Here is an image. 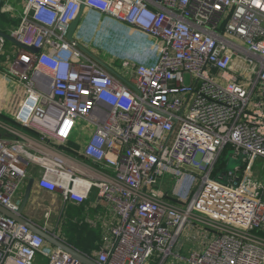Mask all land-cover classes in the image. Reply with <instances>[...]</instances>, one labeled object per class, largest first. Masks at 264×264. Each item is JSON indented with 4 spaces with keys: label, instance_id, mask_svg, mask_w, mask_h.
Here are the masks:
<instances>
[{
    "label": "built area",
    "instance_id": "1",
    "mask_svg": "<svg viewBox=\"0 0 264 264\" xmlns=\"http://www.w3.org/2000/svg\"><path fill=\"white\" fill-rule=\"evenodd\" d=\"M82 6L81 21L99 13L150 36L156 58L115 68L80 25L69 39ZM1 11L15 14L7 0ZM18 16L2 31L38 53L9 55L0 36V86L20 96L18 126L0 121V205L17 214L36 169L64 203L96 190L107 206L99 264H164L187 244L189 264H264V0H25ZM173 176L171 198L160 186ZM38 258L80 264L0 213V264Z\"/></svg>",
    "mask_w": 264,
    "mask_h": 264
},
{
    "label": "crops",
    "instance_id": "2",
    "mask_svg": "<svg viewBox=\"0 0 264 264\" xmlns=\"http://www.w3.org/2000/svg\"><path fill=\"white\" fill-rule=\"evenodd\" d=\"M7 1L10 3L11 7L13 6L16 9L15 14H13L14 23L12 24L10 22L11 24L9 23V25L7 26L9 28L4 27L3 30L9 32L13 29V27L18 25V15L23 8L25 0ZM86 22L82 24V26H80L78 35L81 36L83 40H85V37H87V33H85L84 28L87 26L89 32L92 34L91 38L98 39L95 29L98 27L99 30L101 27H92L91 23L88 24ZM110 26L115 27L114 23ZM103 29L104 30L102 36L110 34L108 32V29ZM115 32L119 36V39L117 40L116 36H114V34L112 33V44L118 45V43L121 44L123 41L121 61L124 62V60L128 59V57L132 60L134 59V56H137V58H142L145 56V53H143L145 49L143 47V44H141V42L143 41L140 40L141 35L139 36L135 31H131L130 29L125 30L127 34L122 32L121 30H116ZM83 40L82 43L84 42ZM92 44L94 43L92 42ZM97 44L102 43L98 42ZM134 47L136 50L133 49ZM140 48L143 49V51H139ZM33 171L34 174H36L33 177L34 179H36V182L30 196V201L24 209L23 215H25V217L34 224H38L46 228L50 233H55L58 236H60L59 230L57 229V227H53L52 225L55 220L61 218L63 221H65V223H68L67 225L69 226L75 225L77 224V222H79V225L81 226V228H79L84 232L81 238L88 241H83L80 236H78L75 237V241H72V243L69 244L73 245L75 248L81 250L87 255H91L92 253L100 250L104 236L107 233L103 228V219L108 218L110 213L107 206L98 197L97 191L94 190L89 200H87L83 204H66L64 203L62 196L54 192L51 193L49 190L44 189L42 188V186L38 185L40 174L36 172V169H34ZM24 190L20 194L21 198H23L22 196L24 194ZM43 262L44 261L41 258L37 259V264H43Z\"/></svg>",
    "mask_w": 264,
    "mask_h": 264
},
{
    "label": "rangeland",
    "instance_id": "3",
    "mask_svg": "<svg viewBox=\"0 0 264 264\" xmlns=\"http://www.w3.org/2000/svg\"><path fill=\"white\" fill-rule=\"evenodd\" d=\"M20 1H22V0H20ZM15 11H16V9H15ZM0 12H2L1 9H0ZM2 13L0 14V17L1 18L3 17L0 21V29L4 30V27H7L10 22L12 24L14 22H13V16H11L12 15L11 13L6 14V15L2 14ZM82 22H81L80 26H82V24H84L86 22L88 24L91 23L92 27L99 26L102 29L103 28L108 29V32L110 33L109 35H111L113 33L114 36H116L117 40L119 39V36L116 34L115 31L121 30L122 26L121 27L117 26V25H114L115 27L110 26L114 22L110 18H108L107 16H104V15L99 14V13H92L90 21L88 19L87 20L85 19ZM93 22H94V24H93ZM7 28H9V27H7ZM84 31H85V33H87V37H85V40H83L84 41L83 44H85V46H88V47L92 46L94 48H98L97 50L96 49H92V50L90 49V50L92 52H94V54L96 56H100V54H101L100 59L103 62H107L108 64H110L111 66H113L115 68H119V66H121V64H122L121 57H122V51H123L122 50L123 41L121 44L118 43V45H113L112 44V36H109L110 38L109 39L107 38L106 40H104V38L99 40L100 38L99 39L91 38L92 34L89 32L87 26L84 28ZM140 40L143 41V42H141V44H143V47L145 49L143 53H145L147 56L149 54L151 56V58H156V54H154V53H156V51L158 52V50L155 48V45L158 47L157 42L154 41L150 36H148L146 34H142V33H141ZM140 40H139V42H140ZM92 42L94 44H91ZM98 42L102 43V44H97ZM141 44H140V47H141ZM11 46H13V44L9 43L8 44V51H7V53L9 55H10V53H13ZM133 49L136 50L135 47ZM141 50L143 51V49L140 48L139 51H141ZM110 62H112V63H110ZM3 63H5V64L11 63V58L6 57L5 59H3ZM14 87H16V84L11 85L9 83L5 84V86L4 85L0 86V116L5 117L6 119H8L10 121H11V113L14 111L13 106L16 104L18 99H20L19 94L13 91ZM0 131H2V130L0 129ZM79 134H80L79 132H76L73 138L75 139L76 136ZM230 155H232L231 150H227L224 153V156L226 158H230L231 157ZM240 165H241V161L230 159V164L228 165V170L232 171L236 166H240ZM186 170L191 172V170L189 168H186ZM255 170L260 171L262 173L261 174V181L264 182V161L258 160L256 162ZM34 175H36V174H34ZM29 178H31V177H29ZM178 179L179 178H176V176H173L171 178L167 177V179H165L164 181H166V180H168V181L162 182V184L160 186V192L167 194L168 197L174 198L173 192L175 190V185H176ZM67 224L68 223H65V221H63L61 218L55 220L54 223H52L53 227H57V229L60 232L61 238H63L66 242L72 243V241L76 240L75 237H78V236H80V238H81V236L84 234V232L80 229L81 226L79 225V222H77V224L72 225V226H69ZM83 241H88V240H83ZM191 243H197V241H195V239H193ZM193 246H195V245H192V244L185 245L184 246L185 248L181 251V256H180L181 259L175 258L174 256H172L164 264H189L186 260H182V257H187L190 250L192 248H194ZM148 264H153V263L149 262Z\"/></svg>",
    "mask_w": 264,
    "mask_h": 264
},
{
    "label": "water",
    "instance_id": "4",
    "mask_svg": "<svg viewBox=\"0 0 264 264\" xmlns=\"http://www.w3.org/2000/svg\"><path fill=\"white\" fill-rule=\"evenodd\" d=\"M4 1L5 0H0V9H1ZM83 12H84V6H82L81 12L79 14L80 15L79 18L76 21H74L69 27V32H68L69 33V39H72L73 36L75 35V31L77 30L78 26L81 23V20L83 17V15H82ZM0 36L5 38L11 44H14V45H16L22 49H26L29 52L32 51V52L38 53L37 48H35V47L26 48L24 45H22L20 42H18L14 37L3 32L2 30H0ZM35 182H36V179H33V178H30V180L28 181V183L25 187V190H24V194L22 196L23 198L20 200V209H19L17 214H12L11 212H9L7 209H5L1 205H0V213H2L3 215H5L7 217L14 219L15 221H18V222L24 224L33 233H37L41 237H43L51 246L56 247L60 250H63L64 252L70 254L80 264H99L95 258L90 257V255L85 254L81 250H78L73 245H70L68 242H66L64 239H62L60 236L56 235L55 233L54 234L50 233L46 228H44L38 224H34L33 222L29 221L25 217V215H23L24 209L26 208V206L28 205V203L30 201V198H31L30 196H31V193L34 189Z\"/></svg>",
    "mask_w": 264,
    "mask_h": 264
},
{
    "label": "trees",
    "instance_id": "5",
    "mask_svg": "<svg viewBox=\"0 0 264 264\" xmlns=\"http://www.w3.org/2000/svg\"><path fill=\"white\" fill-rule=\"evenodd\" d=\"M1 14V13H0ZM3 18V17H2ZM1 17H0V20L2 19ZM0 121H2V122H4V123H6V124H8V125H11V126H13V127H17L18 125H16V124H14V122L12 121V119H11V121L10 120H8V119H6L5 117H1L0 116ZM222 156V155H221ZM222 159H221V161H222V163H225L224 162V159H223V156L221 157ZM225 165L224 164H221V167H224Z\"/></svg>",
    "mask_w": 264,
    "mask_h": 264
}]
</instances>
